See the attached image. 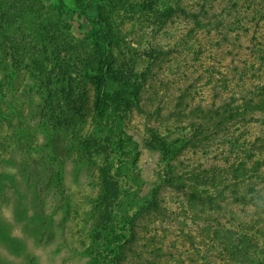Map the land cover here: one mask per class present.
Wrapping results in <instances>:
<instances>
[{
  "label": "rangeland",
  "instance_id": "1",
  "mask_svg": "<svg viewBox=\"0 0 264 264\" xmlns=\"http://www.w3.org/2000/svg\"><path fill=\"white\" fill-rule=\"evenodd\" d=\"M76 1L37 0L48 19ZM122 1L167 15L120 10L125 69L144 79L121 127L130 146L112 144L111 220L98 161L52 111L54 94L0 54V264H242L247 252L264 264V0ZM78 15L62 18L75 40ZM15 28L39 43L33 16ZM79 89L82 133L103 138L93 88ZM149 130L183 147L164 160Z\"/></svg>",
  "mask_w": 264,
  "mask_h": 264
},
{
  "label": "trees",
  "instance_id": "2",
  "mask_svg": "<svg viewBox=\"0 0 264 264\" xmlns=\"http://www.w3.org/2000/svg\"><path fill=\"white\" fill-rule=\"evenodd\" d=\"M3 1L0 0V54L4 53L7 59L9 74L26 70L38 78L49 93L54 94L56 100L51 106L52 111L59 112V119L79 150L98 161L97 206L101 209L102 217L111 220L119 198V188L110 161L112 144L120 145L121 149L130 146L128 138L123 137L121 127L136 104L144 79L143 73L135 75L125 69L122 51L126 47V40L121 28L120 10L128 15L132 8H136L138 12H151L162 17H166L167 11L160 12L147 2L129 7L122 0H77L76 9L61 10V17L48 19L40 15V3L37 0ZM55 2L54 9H63L66 4V0ZM68 14H79L80 28L84 30L82 38L75 40L70 32L63 30L62 18ZM28 15L36 18L39 43L28 39L30 36L24 31L14 29ZM86 84L92 86L94 91L92 119L95 126L97 124V128L103 131V138L82 133V109L87 98L86 91L79 87L86 88ZM258 94L261 95L258 110L262 111L264 85L258 88ZM229 117H233V114ZM149 132L153 146L164 160H172L183 147L181 141L168 143L154 130ZM122 142H126L124 146ZM241 202L247 204L252 200L242 197ZM149 204L153 206V203ZM257 208L264 221V204ZM242 257V264H256L254 255L247 252Z\"/></svg>",
  "mask_w": 264,
  "mask_h": 264
}]
</instances>
